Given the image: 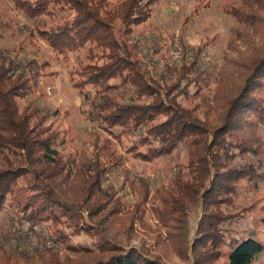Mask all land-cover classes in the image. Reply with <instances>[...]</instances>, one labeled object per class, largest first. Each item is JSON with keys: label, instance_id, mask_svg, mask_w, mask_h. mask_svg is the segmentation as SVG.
Instances as JSON below:
<instances>
[{"label": "trees", "instance_id": "obj_1", "mask_svg": "<svg viewBox=\"0 0 264 264\" xmlns=\"http://www.w3.org/2000/svg\"><path fill=\"white\" fill-rule=\"evenodd\" d=\"M11 1L57 54L66 58L87 47V61L70 71L71 81L91 107L87 120L104 134L91 141V154L62 153L61 132L28 98L44 63L0 50V211L13 209L26 237L49 222L53 242L65 252L50 250L39 264H168L166 248L190 264H253L264 243L253 233L228 238L225 223L233 215L225 208L234 204L241 180L261 179L251 158L264 151V0L221 5L244 30L227 41L224 62L212 77L198 63L199 48L191 61H165L154 72L136 55L133 28L153 16L160 0ZM181 143L188 148L187 177L154 191L144 178L135 183L130 177L129 158L153 163ZM119 166L136 194L129 205L105 185ZM22 181L33 193L20 199L16 187ZM191 211L199 212L193 227ZM62 225L98 240L71 244ZM137 237L140 247L128 246ZM0 264L20 262L3 251Z\"/></svg>", "mask_w": 264, "mask_h": 264}, {"label": "rangeland", "instance_id": "obj_2", "mask_svg": "<svg viewBox=\"0 0 264 264\" xmlns=\"http://www.w3.org/2000/svg\"><path fill=\"white\" fill-rule=\"evenodd\" d=\"M225 1L227 0H160L154 7L153 16L133 28V36L138 40L136 55L147 64L150 72H154L161 71L165 61L174 65H180L183 60L191 61L199 48L197 55L200 67L206 69L211 77L214 76L224 62L227 41L237 31L244 30L242 24L223 12L221 5ZM0 50L16 53L19 58H32L38 63H44L43 75L39 77L34 93L28 98L33 100L39 110L48 114L47 122L61 132L63 142L58 147L62 153L86 150L91 154V141L96 135L104 134L97 125L87 120L86 112L91 107L84 102L78 89L72 86L70 74L78 62L86 63L87 47L70 52L64 58L33 31L31 19L15 8L11 0H0ZM234 54L231 53L232 56ZM189 90L192 91L193 88L190 86ZM85 91L93 94L90 87ZM179 101L190 105V100L183 96ZM259 132L264 140V125L259 126ZM187 149V145L181 143L171 154L161 156L153 163L129 158L125 167L135 183L144 178L149 183L150 190L154 191L167 186L175 177L188 176ZM235 160L240 159L237 157ZM251 160L261 173V179L239 182L233 195L234 204L225 208V212L233 215L225 226L228 238H242L253 233L264 243V151ZM26 185L27 182L22 181L16 187L17 198L32 195L33 190L25 188ZM105 185L117 189L125 205L133 203L136 194L124 184L121 166L106 175ZM54 209L57 211L55 206ZM242 211L245 214L243 217L234 218ZM14 213L8 206L0 211V254L8 252L20 264H26L29 259L39 264V257L47 256L50 250L65 252L62 245L53 242L56 238L48 228L49 222L39 224L36 226L37 234L26 237L22 235L25 229L22 230L21 225L16 223ZM198 216L197 211L188 214L187 221L191 227ZM146 219L154 223L149 212ZM22 227H26L25 223ZM60 229L68 234V242L71 244L91 245L98 240L96 236L84 233L73 234L72 228L65 225L60 226ZM165 234V229L161 227L162 239H165ZM128 246L140 247L139 237L133 238ZM226 248L227 246L223 249ZM163 253L168 264H190L169 248ZM253 264H264V250L255 256Z\"/></svg>", "mask_w": 264, "mask_h": 264}]
</instances>
